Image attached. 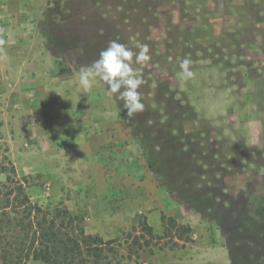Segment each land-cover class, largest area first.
I'll list each match as a JSON object with an SVG mask.
<instances>
[{
  "label": "rangeland",
  "instance_id": "1",
  "mask_svg": "<svg viewBox=\"0 0 264 264\" xmlns=\"http://www.w3.org/2000/svg\"><path fill=\"white\" fill-rule=\"evenodd\" d=\"M57 4L71 71L65 78L98 59L112 40L133 52L149 45L151 60L142 67L138 89L144 111L130 119L118 94L111 93L112 103L132 138L135 132L162 148L164 171L174 176L178 192L159 187L145 162L161 198H146L131 184V193L110 191L101 205L83 204L71 183L62 194L45 193L44 176L37 174L25 177L31 200L44 208L63 203L88 233L105 239L129 232L143 216L159 235L162 213L187 225L198 220L227 264H264V211L255 217L264 206V0H49L41 25ZM183 58L196 73L188 81L178 77ZM133 66L141 67L134 60ZM95 83L108 89L99 79ZM5 151L0 146V163L9 162ZM6 178L0 174L2 192ZM115 219L125 226L115 227ZM146 263L143 254L125 261Z\"/></svg>",
  "mask_w": 264,
  "mask_h": 264
},
{
  "label": "crops",
  "instance_id": "2",
  "mask_svg": "<svg viewBox=\"0 0 264 264\" xmlns=\"http://www.w3.org/2000/svg\"><path fill=\"white\" fill-rule=\"evenodd\" d=\"M48 4L0 0V146L9 157L4 159L15 166L18 177L42 174L47 194H62L71 183L83 204L101 205L110 191L121 195L125 188L131 193V184L140 186L146 198H161L108 89L94 83L85 92L78 71L69 78L59 76V62L40 31ZM147 184L151 193L144 190ZM115 220V227L125 226ZM189 225L191 245L141 254L150 264H227L225 253L209 244L205 224L195 220Z\"/></svg>",
  "mask_w": 264,
  "mask_h": 264
},
{
  "label": "trees",
  "instance_id": "3",
  "mask_svg": "<svg viewBox=\"0 0 264 264\" xmlns=\"http://www.w3.org/2000/svg\"><path fill=\"white\" fill-rule=\"evenodd\" d=\"M63 23L64 13L57 4L50 7L44 23L40 24L41 36L59 62L61 77L71 74L65 68L67 35ZM133 136L159 187L168 193L178 192L176 179L164 171L166 156L162 148L135 132ZM5 161L9 160L5 158ZM0 174H7L6 182L2 183L5 192L0 191V264H30L31 261L43 264H125L143 252L153 254L154 249L172 251L193 241L190 225L164 213L161 214V235L154 232L143 216L129 232L105 239L99 234L88 233L83 220L63 203L54 208L34 203L26 190L27 178L20 179L10 161L0 163ZM263 211L264 206L257 209L255 217H260Z\"/></svg>",
  "mask_w": 264,
  "mask_h": 264
},
{
  "label": "clouds",
  "instance_id": "4",
  "mask_svg": "<svg viewBox=\"0 0 264 264\" xmlns=\"http://www.w3.org/2000/svg\"><path fill=\"white\" fill-rule=\"evenodd\" d=\"M138 48V52H133L126 45L112 40L100 52L98 59L79 70V83L85 92L91 90L97 79L103 81L108 91L118 94L117 98L123 101V108L130 119L145 109L138 89L144 83L142 67L151 60L149 45L141 44ZM133 60L135 65L141 67L135 68ZM191 65L192 61L188 58L179 61L178 77L181 80L188 81L195 77Z\"/></svg>",
  "mask_w": 264,
  "mask_h": 264
}]
</instances>
